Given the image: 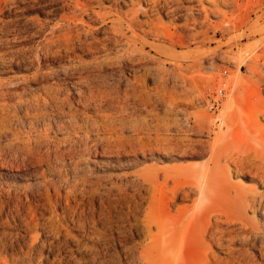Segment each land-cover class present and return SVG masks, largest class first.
Returning a JSON list of instances; mask_svg holds the SVG:
<instances>
[{"label":"rangeland","instance_id":"rangeland-1","mask_svg":"<svg viewBox=\"0 0 264 264\" xmlns=\"http://www.w3.org/2000/svg\"><path fill=\"white\" fill-rule=\"evenodd\" d=\"M80 1L103 12L151 8L145 0ZM68 3L0 0V264H139L132 251L149 242L152 196L175 237H185L206 196L197 177L207 174L262 194L246 215L264 239V171L256 168L264 162L255 156L256 137L264 140V0H180L141 12L139 21L161 18L165 29L160 37L129 32L133 58L107 40L115 16L79 15L70 25L86 46L65 41L55 27L69 24ZM91 46L101 54L94 58ZM222 84L227 97L213 112L206 95ZM251 147L255 167L238 172L246 163L235 149ZM217 217L210 213L208 224Z\"/></svg>","mask_w":264,"mask_h":264},{"label":"bare ground","instance_id":"bare-ground-1","mask_svg":"<svg viewBox=\"0 0 264 264\" xmlns=\"http://www.w3.org/2000/svg\"><path fill=\"white\" fill-rule=\"evenodd\" d=\"M145 1H147V3L151 7V8H149V10L148 9L142 10L139 7L138 9H131L126 13H122L119 10L114 11L112 9L110 11H107L104 9V12L102 10L101 11H97L95 9L92 10V8L89 6L88 3H83L80 0H69V2H71V4L68 3L67 7L70 9V12L65 15V18H66L65 21L66 22L68 21L69 24L60 22V24L58 23V26H57V28L55 27V29L56 30L58 29L59 33L62 31V33L65 36L64 40L67 41L68 43L69 42L72 43L73 41H77L81 45L86 46L87 41L86 40L84 41L82 39V33L77 31L75 34V29H74L75 25L72 26V25H70V23L74 24L77 17L79 15L84 14V13H88V15H90V14L96 15L98 17L100 16V17L105 18V19L112 17V16L113 17L115 16L116 18L111 20L112 26L110 27L111 31L109 32V36L111 35L112 37L107 38V40H114L116 45H118L117 47L121 46L120 47L121 48L120 49V52H121L120 57L121 58H126V57L133 58V54H132L133 49L131 48V39L127 35L129 32L136 33L137 31L141 30L143 32L151 33V34L155 35L156 37H160L161 35L164 34V29H165V24L161 20V18L148 19V20H145L142 22V20L139 21V14H141V12H142L145 15H147L151 11V9L152 10L156 9L157 12L160 9H163V10L165 9V11L166 10L168 11V8H170L169 5H171L173 2H180V0H145ZM201 2H205V0H201ZM122 3L125 4V2H122ZM133 5L135 6V4H133ZM164 6H166V7L169 6V7L166 9ZM203 12L205 14L203 17L202 25H203V27H207L206 23L208 21L209 10L204 7ZM79 23H81V22H79ZM77 25L79 26V24L76 22V26ZM77 30H79L78 27H77ZM81 30H83V29H81ZM54 32H55V30H54ZM63 34H61V35H63ZM123 41H124V44H122ZM95 43H97V40ZM59 44H60V42H59ZM49 45H51V44H49ZM52 46H51V48H52ZM49 47L50 46H48V48ZM44 49H45V47H44ZM55 50H56V48H55ZM57 50H59V49H57ZM91 50H92L91 53H92L94 58L96 55L98 56V54H99L98 50L99 49H97V47L91 46ZM61 52H62V50H61ZM105 52H107L106 53L107 55L111 54V53H109L110 50H109V52L107 50ZM54 53H53V56H54ZM104 55H105V53H104ZM94 60H96V59H94ZM80 65H82V63ZM82 76H80V77H82ZM80 81H82V82L85 81V77H84V80L80 79ZM82 82H80V83H82ZM1 86H2V84H1ZM183 86H185L184 90H183V94H182V96L184 95L183 99L189 100V98L191 97V86H193V82L192 81L188 82L186 85H183ZM73 87H75V86H73ZM100 91L102 93V90H100ZM93 92H94V89H93ZM93 92L91 93L92 96L90 94V98L91 97L93 98ZM44 94L42 95V97L44 96ZM46 94L48 95V100L50 98V100L53 101V100H56V98H57L56 93L53 94L50 90L48 91V89L46 91ZM102 94H104V93H102ZM1 95L4 96V93H2ZM82 95H84V94H82ZM95 95H97V94H95ZM58 96H60V95L58 94ZM97 96L95 98H97ZM38 98H39V96H38ZM44 99H46V97H44ZM92 101H94V100H92ZM95 101H97V100L95 99ZM31 102H33V101H31ZM88 102H90V101L88 100ZM55 105H56V103H55ZM30 106L33 107V104L32 105L30 104ZM39 106L41 108V105H39ZM36 109H39V108H37V106H36L35 110ZM33 115H34V113H33ZM33 115H32V117H33ZM263 117H264V115H263ZM17 118H19V117L17 116ZM32 119L34 120V118H32ZM21 124H22V122H21ZM0 129H2V128H0ZM256 139H258L262 143V146L255 149V156L258 160H260V162H264V140H262L259 137H256ZM252 147L249 149H245V148H236L235 149L238 153H240L243 156L244 160H243L242 164L244 165V162L246 163V165L244 167H239L237 169L238 172H243L244 170L246 171L247 170L246 167H249V166L252 168L255 167L254 165H256V164L252 163L250 161L251 156L248 155V153H249V151H251ZM240 154H238V155L240 156ZM228 160L231 161L229 158H228ZM242 164H239V165H242ZM234 165H235V163H234ZM256 166H257L256 167L257 170L263 169V171H264V166L263 167L258 166V165H256ZM198 176H200V175H198ZM260 176H261V179H262V177L264 178V172L262 174H260ZM197 179H199V181H200V179L202 180V184L205 186V189H203L202 192L206 191L205 192L206 196H205V199L201 197L197 201L195 209L192 213V219L190 220V223L188 225L187 235L185 237H181V238L175 237V234L178 231L177 226L174 224H168L167 225L165 223L164 215H162L160 210H158L154 207V198L152 196V200H151L149 207L146 211V215H145V219H144V222L146 223L147 228L149 229V230L147 229L149 242L147 241L148 243L145 246L143 245L141 247V250H139L137 252H135V250L132 251V255L138 259L139 264L140 263L141 264H255L256 256L251 251V249H254V251L259 253L260 256H262L264 258V239L259 240V234L261 233L259 224L255 221V218L249 217L246 215V210L249 208L253 209L254 211L257 210V204H258L257 198L259 197V195L261 193L260 194L258 193L259 195L255 192L250 194V191L243 193L241 191L242 189L240 187H238L237 185L229 182L227 179H224L218 175H215V177L213 175V177H211V174H207L205 177H203V179L200 177H197ZM186 193H189V191H187ZM232 193H234V196H231ZM259 202H261V201H259ZM259 206H262V205L259 204ZM212 212L216 213V216H218L217 218L219 219V221L215 225L210 226L208 224V221H209L210 213H212ZM217 218H216V220H217ZM141 223H142V221H141ZM153 226L156 228V232H152L151 229ZM145 241H146V239H145ZM238 241H241L240 243H242L241 248H235L236 246L235 247L231 246L232 244H234L235 242H238ZM213 247H222L223 249H226L227 251L225 253H223L226 255V257L221 258L217 254H215L216 252L214 253L212 251V250H214V249H212ZM258 264H260V263H258Z\"/></svg>","mask_w":264,"mask_h":264},{"label":"built area","instance_id":"built-area-1","mask_svg":"<svg viewBox=\"0 0 264 264\" xmlns=\"http://www.w3.org/2000/svg\"><path fill=\"white\" fill-rule=\"evenodd\" d=\"M227 72H224V75ZM227 97V88L225 84L220 85L214 91H210L206 95V105L209 110L216 112L222 107L223 101Z\"/></svg>","mask_w":264,"mask_h":264}]
</instances>
